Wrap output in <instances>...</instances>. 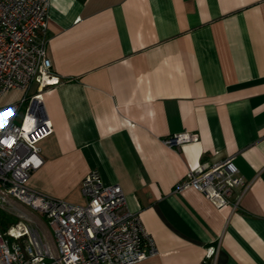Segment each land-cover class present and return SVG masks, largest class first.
I'll return each instance as SVG.
<instances>
[{"label":"crops","instance_id":"1","mask_svg":"<svg viewBox=\"0 0 264 264\" xmlns=\"http://www.w3.org/2000/svg\"><path fill=\"white\" fill-rule=\"evenodd\" d=\"M47 41L62 81L30 187L84 204L89 171L120 184L158 249L135 264H264V0H51ZM183 131L199 141L164 143ZM233 155L237 208L175 191Z\"/></svg>","mask_w":264,"mask_h":264},{"label":"built area","instance_id":"2","mask_svg":"<svg viewBox=\"0 0 264 264\" xmlns=\"http://www.w3.org/2000/svg\"><path fill=\"white\" fill-rule=\"evenodd\" d=\"M50 4L51 0H0V98L10 90L24 91L14 102L0 103V206L20 218L6 231L0 228V264L141 262L158 249L140 214L127 207L120 184H106L97 169L89 171L82 181L84 204L29 185L43 163L40 143L53 133L43 93L62 81L47 55ZM199 139L197 132L183 131L163 141L179 148ZM249 185L233 155L189 169L175 191L195 188L217 207L235 209ZM236 188L242 194L235 200ZM32 214L44 216L52 241Z\"/></svg>","mask_w":264,"mask_h":264},{"label":"rangeland","instance_id":"3","mask_svg":"<svg viewBox=\"0 0 264 264\" xmlns=\"http://www.w3.org/2000/svg\"><path fill=\"white\" fill-rule=\"evenodd\" d=\"M35 87L36 84L33 85L32 87V91H35ZM23 90L20 89H16V90H10L8 92H6L1 98H0V103H6L9 104L11 102H14L15 100L20 99V97H22L23 94ZM24 110V107L22 108V111ZM33 218H35V220H37L38 226L39 228L42 230V232H44V234L47 235V237L49 238V240L52 241V232L51 230L48 228L47 224L46 227L45 225L42 224V220L44 219V216H42L41 214H32ZM20 218L7 212L6 210H4L1 206H0V228L2 231H6L9 226L12 223H16L17 221H19ZM14 241L12 240V243Z\"/></svg>","mask_w":264,"mask_h":264}]
</instances>
